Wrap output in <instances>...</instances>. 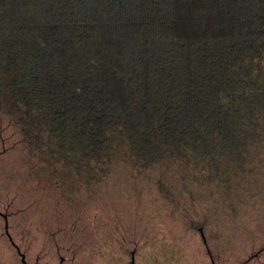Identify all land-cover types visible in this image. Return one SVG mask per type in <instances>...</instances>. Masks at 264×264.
<instances>
[{
  "label": "trees",
  "instance_id": "trees-1",
  "mask_svg": "<svg viewBox=\"0 0 264 264\" xmlns=\"http://www.w3.org/2000/svg\"><path fill=\"white\" fill-rule=\"evenodd\" d=\"M7 153L59 204L48 226H22L32 241L57 239L53 220L62 218L59 241L82 238L91 250L79 245L83 256L128 259L135 244L163 252L159 242L169 241L152 244L145 223L132 228L130 219L114 226L113 239H87L99 220L89 193L103 181L151 182L201 234L207 215L181 197L188 181L229 187L253 181L264 162V0H0V156ZM5 202L12 247L14 210ZM253 229L252 237L262 230ZM208 242L220 258L222 242Z\"/></svg>",
  "mask_w": 264,
  "mask_h": 264
},
{
  "label": "rangeland",
  "instance_id": "rangeland-1",
  "mask_svg": "<svg viewBox=\"0 0 264 264\" xmlns=\"http://www.w3.org/2000/svg\"><path fill=\"white\" fill-rule=\"evenodd\" d=\"M9 154L7 153L3 157L0 156V208L5 207V200L11 202L10 208L14 210V214L12 213L13 215L10 219L13 225L11 231L16 236L17 241L21 242L24 239H21V237L26 235L22 226L32 224L31 232L37 231L40 223L43 224L45 221V226H48L51 221L49 217H52L59 204L52 193L42 191L41 182L34 181L33 178L24 177L26 170L18 158L19 155L17 153ZM10 174L12 176L8 178ZM13 177L16 181L12 179ZM235 183L236 185L229 187H220L214 181H188L186 184L188 188L183 191L181 197L187 204L186 208L188 207L190 211H192V208H196L199 213L207 215V231H203H206L205 236L209 237L212 243L222 242L226 244L225 247L239 248L244 242H253V237L249 234L253 233L254 227L262 228L264 231V162L257 166L253 181H238ZM176 185L177 188H182L181 181H176ZM7 186L12 191L7 190ZM92 187L93 190L89 195L96 203L94 205L96 209L94 208V210L98 211L99 220H97L98 226L96 227L94 224L95 219L93 218L94 212L93 210L90 211L88 228L91 225H95L97 229H95L94 237L86 231L89 234L88 240L97 241L99 244L101 239H113L115 236L114 226L121 225L124 221L130 219L134 221L132 228L142 226L141 223H145L147 234L151 233V235L153 234L152 236L156 237V239L153 238L154 241H150L152 244L159 239L161 241H169V243L159 242V244L163 243L166 245L163 252L157 247L158 245H154L156 250L151 251L149 248L153 245L148 248L146 243L145 248L148 249H143L141 253L137 251L136 258H144L145 261L148 260L147 263L149 264H206L204 262L206 255L203 253L201 234L194 229L186 228L183 213L181 214L179 210L175 211L172 206L170 208L169 204L162 200V197L160 199L158 189L151 182L103 181ZM13 189H19V194H14ZM238 190L241 192L240 198H236ZM77 196L80 200L84 195H82V191H79ZM228 198H230L229 201H227ZM29 201H34V203L31 204ZM107 201H112L114 204L111 203L110 207L105 209L108 205ZM232 201H235L234 207L229 203ZM116 207L121 217L118 220L115 215L117 214ZM21 208L26 212L30 209V215L32 216L30 217L29 215L28 218L26 213H22ZM18 210H20L19 213H16ZM33 217L36 222L33 221ZM31 219L33 223H31ZM53 221L54 226L58 225L57 228L60 227V230L56 231L57 239L64 241L63 236L65 235L62 233V228H64L65 224L64 219L59 218ZM21 229L24 230L23 233ZM160 229L162 232L156 231ZM2 230L3 219L0 217V264H10L7 259L17 257V254H14L11 245L7 244L8 240ZM261 231L255 229L256 233H261ZM263 231L262 233H264ZM258 233L257 236L259 235ZM33 235L34 233L32 238ZM136 236L138 237V234ZM42 237L34 239V241L42 242ZM124 237L126 238V235ZM260 238H262V235ZM57 239L52 237L49 240L54 241L53 248H55ZM32 240L30 238V242ZM78 241H80L79 243L82 242L83 250L85 247V251L91 252L82 238H79ZM259 241L260 239L256 240L254 237V242L258 243ZM135 246L138 249V245L135 244ZM132 247H130V250ZM34 250H37V248H34ZM115 251L119 253L117 247H115ZM32 253L33 248H30L27 254L28 256H33ZM99 253L103 256L105 252L102 249ZM87 257L90 258V256ZM102 259H106V257L104 256Z\"/></svg>",
  "mask_w": 264,
  "mask_h": 264
},
{
  "label": "flooded vegetation",
  "instance_id": "flooded-vegetation-1",
  "mask_svg": "<svg viewBox=\"0 0 264 264\" xmlns=\"http://www.w3.org/2000/svg\"><path fill=\"white\" fill-rule=\"evenodd\" d=\"M200 230L205 240L203 253L205 250V254H209V258H204L206 264H264V235H262V238H260V233V235L255 236L256 240L260 239L258 243L254 242L253 237V242H244L239 248H232L231 246L223 248L224 245L220 243L219 248L216 250L220 258L216 259L203 227H200ZM257 233L255 232V234ZM23 238L21 242H17L14 239L12 248L14 254H18L19 257L7 259L10 264H149L147 263L148 260L145 261L144 258H136L137 246L135 245L131 248V256L128 259L123 257L100 259L83 256V253L80 252L81 247H79V245L82 246V243H63L57 239L55 248H53L54 241L38 243L35 241L30 242V237L25 238L23 236ZM74 245L75 248H73ZM30 248H33V256H28L27 254ZM34 248H37V250H34ZM95 253L97 256L99 255L98 250H95Z\"/></svg>",
  "mask_w": 264,
  "mask_h": 264
}]
</instances>
